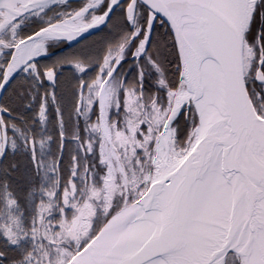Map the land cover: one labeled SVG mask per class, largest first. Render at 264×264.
<instances>
[{
  "label": "snow or ice",
  "instance_id": "obj_1",
  "mask_svg": "<svg viewBox=\"0 0 264 264\" xmlns=\"http://www.w3.org/2000/svg\"><path fill=\"white\" fill-rule=\"evenodd\" d=\"M0 264H264V0H0Z\"/></svg>",
  "mask_w": 264,
  "mask_h": 264
}]
</instances>
